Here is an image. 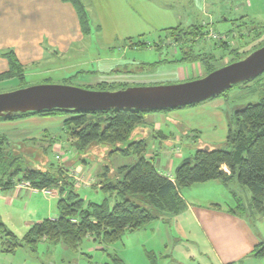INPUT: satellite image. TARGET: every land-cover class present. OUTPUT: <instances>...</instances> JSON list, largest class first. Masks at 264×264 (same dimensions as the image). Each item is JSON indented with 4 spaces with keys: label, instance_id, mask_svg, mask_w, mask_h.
Returning <instances> with one entry per match:
<instances>
[{
    "label": "rangeland",
    "instance_id": "obj_1",
    "mask_svg": "<svg viewBox=\"0 0 264 264\" xmlns=\"http://www.w3.org/2000/svg\"><path fill=\"white\" fill-rule=\"evenodd\" d=\"M193 2L194 0H191V3L188 0H180L175 5L170 0H152L150 4L145 2L141 10H132L135 21L129 20L128 12L123 14L114 10L109 17V10L98 11L99 14H96L92 21L90 20L91 33L84 43L86 54L83 50L69 62H58L61 68L53 75L32 74L28 71L22 83L16 79L0 83V94L43 85L100 91L96 82L109 79L114 85L108 88L107 92L119 91L122 88L178 84L183 82L182 76L188 80L197 79L206 76L208 71L201 62H177L180 54L175 56L174 52L183 50V46L187 50L193 47V53L201 54V61H207L210 64L207 65L208 67L219 69L233 63L236 58H245L264 44V32L256 28V24L242 23L238 13L235 15L230 12L228 16L229 9L232 7L234 9V3H229L227 6L225 2L224 16L227 15L226 18L232 20L234 25L224 24L217 18L213 21V27L204 36L198 34L192 37L189 30H181V32H172V38H168L167 32L163 31L165 29L177 26L185 29L190 24L202 23L203 18L199 17L197 10L198 5L192 4ZM235 6L243 8V2L238 0ZM118 14L119 16L115 17ZM206 29L203 28V31H208ZM209 33L221 34L222 38L219 39L217 35L216 38H208ZM229 33H232L233 38L226 36ZM138 34L141 37H138ZM136 42H142L143 45L136 46ZM221 42L226 43L225 48L220 47ZM88 72L94 73L88 74ZM263 97L264 74L248 82L234 85L223 96L197 105L192 116H188L197 119L203 132L193 131L186 133L187 136L179 133L180 141L166 148L161 145L162 150L169 152L173 148L176 149L173 158L181 155L183 158L189 157L203 142L210 143L217 149L227 150L225 133L233 113L248 104L258 103ZM190 110L192 109L183 108L175 112H181L177 114L183 116ZM168 114L171 113H166ZM63 119L64 116L0 120V135L6 137L5 154L16 157L22 168L41 171L56 169L60 163H66L67 168L78 167L85 163L86 171L93 177L106 173L105 183L112 182L118 168L128 164L130 158L110 152L116 148H124L127 143L116 146L94 143L85 151L76 153L66 143V136L58 128L56 129V125ZM211 122L212 126L209 125ZM42 127L48 129L50 133L42 132L37 136L35 133ZM28 133H31L30 137L36 140H27ZM51 139L55 140L59 147L55 149L51 146L47 147ZM156 140L150 138L146 140L147 150L151 149L153 142H156V146L160 145V141ZM74 191L85 202L101 204L106 201L109 207L115 203V195H110L101 189L78 187ZM11 194L0 193V223L18 239H22L28 229L36 223V219L47 218H44L39 211L40 208L37 207L41 202L34 207L31 202L28 210L25 207L26 201L22 200L13 201V204L8 206L7 202ZM22 194L26 198L25 192ZM181 194L186 201L194 204L196 202L193 199H198V203L208 198L219 199L223 206L235 207L238 203L240 205L235 211H239L237 213L256 228V223L250 219L247 209L250 193L238 184L236 177L230 180L226 189L223 185L218 189L211 183H201L182 190ZM141 198L149 203L145 196H128V199L136 205L148 209V205ZM55 202L53 208L57 215ZM37 212L38 218H35L34 213ZM169 225L171 231L169 236L157 229L152 231L151 228H155L156 223L151 222L136 232H126L120 241L109 246H100L91 238H85L76 251L68 250L60 244L51 245L41 241L33 251L24 248L12 255L2 252L5 238L0 237V264H112L110 256L113 255L120 257L124 264H171L163 258L164 254L169 255L167 259L177 260L181 264H207L209 259L206 258L207 250L194 231L190 232L186 229V234L178 233V223L173 219L169 221ZM164 246H166L165 253ZM210 262L209 259V264Z\"/></svg>",
    "mask_w": 264,
    "mask_h": 264
},
{
    "label": "trees",
    "instance_id": "obj_2",
    "mask_svg": "<svg viewBox=\"0 0 264 264\" xmlns=\"http://www.w3.org/2000/svg\"><path fill=\"white\" fill-rule=\"evenodd\" d=\"M62 1L74 7L81 31L84 35H88L90 24L81 1ZM258 29L264 32L263 28ZM181 30H189L192 37L198 34L204 36L210 31L204 32L203 27L196 26L187 29L175 28L167 30L168 38H172V32H181ZM221 43L220 47L225 48L226 43ZM135 44L136 46L143 45L142 42ZM262 46L264 44L260 47ZM182 48L183 50H178L180 58L177 62H201L206 69L208 68L205 75L216 70L208 67L207 65L210 66V64L207 61H201V54H194L193 47L190 50L185 49L184 46ZM236 54L238 55V52ZM3 56L7 60L8 71L0 74V83L12 79L24 82L23 69L12 51H7ZM241 59L236 58L234 62ZM97 87L100 91H106L111 85L100 84ZM229 90L212 98L221 97ZM193 106L195 105L181 108ZM169 111L172 110L158 112ZM153 112L51 110L0 119L14 121L28 117L64 116L67 119L62 123V133L69 140V146L77 153L85 151L94 143L113 146L127 143L124 148H116L110 154L136 158L134 164L118 168L112 182L103 181L100 184L101 190L115 195L118 199L112 207H109L106 201L95 204L82 200L74 191L73 181L64 174L62 168L57 167L51 171L22 168L16 157L5 154L6 139L0 136V188L8 190L16 182H24L34 190H55L58 194L57 218L34 223L22 239H18L0 223V237L5 238L2 252L12 254L20 248L33 251L41 241L52 245L60 244L68 250L76 251L85 238H91L100 246H109L120 241L126 232H136L157 220L159 213L176 215L183 211L185 205L180 196L182 190L195 184L216 180L227 185L234 177L238 184L250 193V208L255 213L264 216V97L258 103L248 104L233 113L227 126L225 139L227 150L200 144L192 156L183 159L175 168L173 179L159 174L152 162L145 158L147 146L144 141L131 140L143 116ZM106 176V173L103 174V177ZM131 195L147 197L149 203L145 200L143 202L148 205V209L128 199ZM110 257L112 264H124L119 257L115 255Z\"/></svg>",
    "mask_w": 264,
    "mask_h": 264
},
{
    "label": "crops",
    "instance_id": "obj_3",
    "mask_svg": "<svg viewBox=\"0 0 264 264\" xmlns=\"http://www.w3.org/2000/svg\"><path fill=\"white\" fill-rule=\"evenodd\" d=\"M80 1L86 11L90 24V20L92 21V18L96 14H99L98 11L101 10L104 12L109 10V17L114 10H118L119 13L122 12L123 14L124 12H128L129 20L135 21L132 10H141L145 2L150 4L152 0ZM170 1L174 2V5L180 2V0ZM237 1L238 0H194L192 4L195 3L194 5H198L197 10L199 17L203 18V21L200 25L190 24L187 28L196 26L205 29L207 27L206 30H210V28L213 27V21L217 18L224 24L229 23L234 25L232 20L226 18L227 15L224 16L223 5L225 2L227 6L229 3H234V9L232 7L233 5H231L232 8L229 9L228 16L230 12H233L235 15L238 13L239 20H242V23L246 24L249 22V24H256V28L264 29V0H241L243 2V8L235 6ZM188 2L191 3V0H188ZM118 16L119 14L115 17ZM175 28L181 29L180 26L170 29ZM170 29H165L163 31L168 33L167 30ZM90 33L91 28L88 35L82 33L74 7L70 3L63 2L62 0H0V74H4L8 71V63L3 56L4 53L12 51L18 64L23 69L24 80L28 71L32 74L53 75L61 68L58 62H69L73 57L76 58L79 53H82L83 50L85 54L87 53L84 43H86ZM231 34L232 33H229L226 36L231 39L233 38ZM137 36L141 37L140 34ZM129 41H131V38H129ZM176 54L179 53L174 52L175 56ZM89 73L93 74L94 72H88V74ZM181 78V81L188 80L183 76ZM111 81V79L108 81L100 80L96 82V86L100 84L113 86L114 82L112 83ZM125 82L127 83V81ZM126 83L122 84L125 85ZM197 105L186 108L192 110L185 113L183 116L177 114L181 112H175L179 109L169 111L171 114L168 115H166V113L169 112L145 114L142 122L134 130L132 141H144L146 146V140L149 138L160 141L159 146H156V142H153L151 149L147 150L145 153V158L152 162L159 174L167 178L173 179L174 167L176 168L185 158H183L182 155L173 158L176 149L173 148L169 152H165L162 150L161 145L166 148L180 141L179 133L187 136L186 133L189 132H203L197 119L195 120L191 119L192 117H188L192 116ZM65 119H67V117H64L63 121ZM63 121L56 125V129L58 128L61 132ZM209 125L212 126V122ZM162 130L165 133H163ZM42 132L46 134L48 132L50 133L48 129L42 127V129L39 128L35 134L38 136V134ZM30 134L31 133L27 134L26 139L36 140V138L30 137L32 136ZM225 135H227V131ZM0 136L6 139L5 136ZM51 140V147L54 149L59 147L57 143L54 142L55 140ZM66 143L69 145L68 139ZM50 144L47 147H49ZM202 144L210 145V143L207 142H203ZM193 148L194 147H192V149ZM127 158H130L128 161L129 163L123 166L132 165L136 161L135 157ZM65 164L60 163L58 167L62 168L64 174L73 181L74 189L78 187L101 189L100 184H102V181L100 180H105L103 174H98L93 177L86 171L85 163H82L83 165L81 166L70 168H67ZM207 183H211L213 187L218 189L221 185H223L225 189L229 185V183L224 185L221 181L217 180ZM195 185L191 187H195ZM45 191H48V194L41 190H34L24 182H16L8 190L0 188V193H2V195L12 193L9 197V201L7 200L8 206H11L13 201L22 200L23 202L26 201L25 207L26 210H28L31 202H33V207L41 202V205L37 206L40 208V213L48 220H55L58 216V210L56 204V215L54 213L53 203L55 201V203H57L58 194L55 190ZM23 192H25L26 198L23 196ZM180 196L185 205L183 211L176 215L165 212L159 213V218L153 221L156 223V227L151 228V230L153 229L152 231L157 229L169 236L171 234L169 221L173 219L178 223V233L184 235L186 234V229L190 232L193 230L195 235L200 238L208 253L206 258L208 257L211 260L210 264H264V253H261L264 252V216L255 213L250 208V201L247 205V209L249 210L250 219L256 223V228L252 227L241 214L237 213L239 211H235L240 205L238 203L235 207L229 205L223 206L219 199L208 198L205 199L204 202L198 203V199H193L196 202L194 204L190 201H186L182 194ZM117 201L118 199L115 197V202ZM237 201L239 202V200ZM38 212L34 213L35 218H38ZM41 221V219H36L35 222L39 223ZM163 249L165 253L166 246H164ZM18 250L19 249L16 251ZM16 251L12 253V255L15 254ZM168 257V254L163 255V258L169 261V263L181 264L177 260L167 259ZM209 259H207V264H209Z\"/></svg>",
    "mask_w": 264,
    "mask_h": 264
},
{
    "label": "water",
    "instance_id": "obj_4",
    "mask_svg": "<svg viewBox=\"0 0 264 264\" xmlns=\"http://www.w3.org/2000/svg\"><path fill=\"white\" fill-rule=\"evenodd\" d=\"M263 73L264 46L202 78L178 84L132 87L114 92L43 85L2 93L0 119L51 110L74 112L176 110L202 103L236 84L250 81Z\"/></svg>",
    "mask_w": 264,
    "mask_h": 264
},
{
    "label": "built area",
    "instance_id": "obj_5",
    "mask_svg": "<svg viewBox=\"0 0 264 264\" xmlns=\"http://www.w3.org/2000/svg\"><path fill=\"white\" fill-rule=\"evenodd\" d=\"M216 35L218 36L219 39L222 38L221 36L219 37V35H218V34H215V33H209V34H207V37H208V38H210V37H212V38H216ZM26 185L29 186L28 184H26ZM42 192L48 194V191L42 190Z\"/></svg>",
    "mask_w": 264,
    "mask_h": 264
},
{
    "label": "flooded vegetation",
    "instance_id": "obj_6",
    "mask_svg": "<svg viewBox=\"0 0 264 264\" xmlns=\"http://www.w3.org/2000/svg\"><path fill=\"white\" fill-rule=\"evenodd\" d=\"M197 79H199V78H197ZM192 80H195V79H191V80H185V81L187 82V81H192ZM185 81H183V82H185ZM181 83H182V82H181Z\"/></svg>",
    "mask_w": 264,
    "mask_h": 264
}]
</instances>
